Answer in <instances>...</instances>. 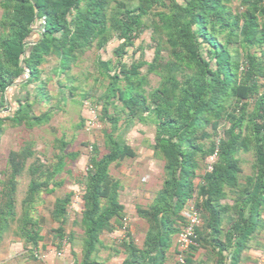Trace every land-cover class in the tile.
<instances>
[{
  "label": "trees",
  "instance_id": "1",
  "mask_svg": "<svg viewBox=\"0 0 264 264\" xmlns=\"http://www.w3.org/2000/svg\"><path fill=\"white\" fill-rule=\"evenodd\" d=\"M233 1L243 8L237 14L229 6ZM0 8V137L6 122L33 129L50 121L52 110L34 113L27 87L35 84L49 101V77L41 74L51 58L57 60L53 79L69 77L87 50L103 49L113 38L119 41L115 64L101 58L96 62L108 80L106 90L99 96L92 91L82 95L95 97L100 119L110 128L104 131L106 153L100 155L97 146H91L80 219L74 222L83 230L81 264H104L94 257L101 235L123 227L121 185L110 166L135 157L124 137L135 122L154 125L152 150L164 161L166 177L153 202L137 207L148 229L142 247L127 234L123 264H147L150 259L164 264L190 200L201 223L184 264L257 261L244 254L264 250V0H0ZM148 30L152 60L141 53L124 61L127 50ZM254 47L260 55L251 51ZM150 74L159 83L147 91ZM18 87L21 96L10 95L9 101L7 92ZM74 89L71 86V95ZM122 119L124 128L119 130ZM57 142L60 154L50 165L36 157L31 143L9 152L0 181V239L15 227V235L26 244L36 246L41 240L40 224L32 214L38 196L60 187L56 176L79 156L65 152L64 138ZM216 149L208 170V158ZM242 152L253 156L247 175H242ZM25 172L30 180L18 215V177ZM72 198V192L57 197L51 210L58 224L54 237L60 242L66 239ZM227 199L231 203L223 202ZM67 242L75 245L73 232ZM200 251L202 256L195 259Z\"/></svg>",
  "mask_w": 264,
  "mask_h": 264
},
{
  "label": "rangeland",
  "instance_id": "2",
  "mask_svg": "<svg viewBox=\"0 0 264 264\" xmlns=\"http://www.w3.org/2000/svg\"><path fill=\"white\" fill-rule=\"evenodd\" d=\"M229 6L234 14L243 10L238 1H233ZM2 13L3 11L0 8V21ZM35 27H38V23ZM36 36L37 33L35 31L32 38ZM118 43L119 41L113 38L103 49L97 50L96 48H91L87 50L78 59L76 64L72 66L69 77L59 75L55 80L53 79L52 68L56 65L57 60L54 57L51 58L43 65V72L41 74L43 79L49 77L45 87L49 96V101L42 97L35 84H31L27 87L30 93V101L33 102L34 113L39 115L48 110H52L50 121L44 126L34 127L33 129H28L25 126H15L11 122H6L4 125V131L0 137V181L4 178L9 152L12 150H19L27 143L32 144L36 157L46 165L55 163L57 161V156L60 154L57 139L64 138L68 143L65 152H77L79 154L77 159L69 161L64 170L56 176L55 181L61 183L60 187H57L55 191L50 194L45 192L40 193L32 211L34 218L37 219L40 224V235L49 240L53 238V230L58 225L52 221L50 216L54 201L57 197H62L68 192L73 193V198L72 204L68 210L67 222L65 225L66 241L68 240L70 232L75 234L77 240L83 233L80 225H75L74 222H78L80 219L83 202L82 195L88 160L91 155V146L96 145L100 155L108 151L105 146L104 131L109 130L110 125L108 122H104L100 119L101 107L99 104L95 103V97L84 99L82 95H84L83 93L86 91H92L94 93L93 95L99 96L106 90L108 80L101 76L96 67V62L98 58H101L102 60H110L115 64L116 56L114 54V49L117 47ZM138 46H140L142 50H138ZM153 50L150 31H144L135 40L134 48H129L127 50L123 60L130 62L132 59H138L140 54L143 53V59L151 61ZM251 51L260 55V49L257 47L252 48ZM142 72H144V70H142ZM148 80V84L145 87L147 91L155 88L159 83V78L153 74L148 76ZM71 86L75 88L72 95L70 94ZM17 90L18 94L16 95L21 96L19 93L23 92L22 88L18 87ZM7 95L9 99L10 95L13 94L7 92ZM9 101H11V97ZM117 105L120 106L121 103L117 102ZM93 108H95L97 118L94 125L87 126L88 119L95 114ZM12 109L13 108L9 107L8 111ZM109 111L112 113L113 108H110ZM123 128L124 123L122 119L119 122V130ZM224 128V125H222L220 129L221 134ZM154 136L155 127L151 122H135L124 134L126 141L131 144L134 149H137L140 144L154 141ZM239 156L241 158L242 175H247L251 171L253 156L250 152H242ZM32 161H34V158L29 160V162ZM151 162L152 163L148 162L149 165L147 166L140 161H136V158H125L117 165L112 164L110 173L115 179L121 182L123 187L126 186L128 188L156 191L158 187L162 186L166 177L164 161L153 158ZM149 176L151 178L153 177L151 185H147L146 181L142 180V178H148ZM29 180L30 177L26 172L18 177L16 193V209L18 215L21 213V204L26 196ZM196 182H199V179H196ZM123 196L124 201L130 203V205L140 203L146 206V204L150 202V199L146 198H137L136 200L135 197L128 196V193H124ZM192 202H194V200ZM223 202L231 203V200L227 199ZM14 230L15 227H13L10 232H7L6 236L15 237ZM66 244L68 245V243ZM59 250L65 251L66 249H64L62 245ZM257 251L261 252V255L264 257V250ZM250 263L264 264V258L258 261L257 257L256 262Z\"/></svg>",
  "mask_w": 264,
  "mask_h": 264
},
{
  "label": "crops",
  "instance_id": "3",
  "mask_svg": "<svg viewBox=\"0 0 264 264\" xmlns=\"http://www.w3.org/2000/svg\"><path fill=\"white\" fill-rule=\"evenodd\" d=\"M17 91V88H11L8 92H11V94H18ZM12 99L13 98H11V100ZM153 144L154 141H150L146 144H140L138 145L137 149H134L131 144H129L136 153L134 157L136 158V161H140L147 166L149 165L148 162L152 163L151 161L153 158H156L152 150ZM142 180L146 181L147 185H151L153 177H145L142 178ZM120 185L121 188L119 191V200L124 206L125 221L123 227L115 229L112 233H104L101 235L102 243L99 245V250L96 252L94 257L98 262L104 264H123L127 256L124 243L127 241L128 235L130 236V240L137 247L143 246L148 224L144 219L138 216L137 207L149 206L155 199L158 191L162 188V186H160L156 191H149L140 190L137 188H128L126 186L123 187L121 182ZM124 193H128V196L135 197L136 200L137 198L150 199V202L146 204V206L140 203H134L130 205V203L124 201ZM192 203V200H190L183 209L182 214L184 216L187 214ZM66 243H68L66 239L60 242L54 236L51 238V240L41 236V240H39L38 244L33 246L31 244H26L25 241L17 235L15 237H11L6 236L5 234L2 239H0V264H81L82 247L80 245V238L78 240L76 239L74 246H71L69 243L67 245ZM176 243L177 237L174 238L173 243L166 254L164 264H179L177 260ZM62 245L63 248L66 249L65 251L59 250L61 249ZM201 254L202 251L194 256V258H200L202 256ZM199 255L201 256L199 257ZM244 256H250L255 259L258 257V261L259 259L264 258L263 255H261V252L254 249L249 250L244 254ZM250 262L252 261H248L247 259L243 258L241 264H251ZM152 263L153 260L150 259L147 264Z\"/></svg>",
  "mask_w": 264,
  "mask_h": 264
},
{
  "label": "built area",
  "instance_id": "4",
  "mask_svg": "<svg viewBox=\"0 0 264 264\" xmlns=\"http://www.w3.org/2000/svg\"><path fill=\"white\" fill-rule=\"evenodd\" d=\"M95 113V108H93ZM92 112V113H93ZM96 113L88 119L87 126L94 125L96 120ZM217 156V149L208 158V170L212 169V163L215 161ZM201 223L199 210L192 203L185 215V221L182 224L180 231L177 235V260L179 264L185 263L186 254L189 252L190 246L193 244L195 238V229Z\"/></svg>",
  "mask_w": 264,
  "mask_h": 264
}]
</instances>
